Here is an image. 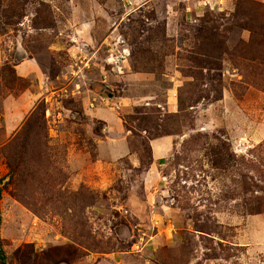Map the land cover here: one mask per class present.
Returning <instances> with one entry per match:
<instances>
[{
    "label": "rangeland",
    "instance_id": "1",
    "mask_svg": "<svg viewBox=\"0 0 264 264\" xmlns=\"http://www.w3.org/2000/svg\"><path fill=\"white\" fill-rule=\"evenodd\" d=\"M8 264H264V0H0Z\"/></svg>",
    "mask_w": 264,
    "mask_h": 264
},
{
    "label": "trees",
    "instance_id": "2",
    "mask_svg": "<svg viewBox=\"0 0 264 264\" xmlns=\"http://www.w3.org/2000/svg\"><path fill=\"white\" fill-rule=\"evenodd\" d=\"M3 196V186L0 183V200L2 199ZM2 225V213L0 210V229ZM0 264H8V256L4 250L2 240H1V235H0Z\"/></svg>",
    "mask_w": 264,
    "mask_h": 264
}]
</instances>
